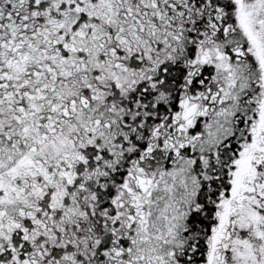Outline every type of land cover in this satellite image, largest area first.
<instances>
[{"label": "snow or ice", "instance_id": "6c2138e0", "mask_svg": "<svg viewBox=\"0 0 264 264\" xmlns=\"http://www.w3.org/2000/svg\"><path fill=\"white\" fill-rule=\"evenodd\" d=\"M0 264H264V0H0Z\"/></svg>", "mask_w": 264, "mask_h": 264}]
</instances>
